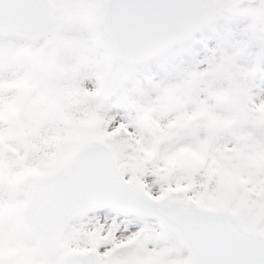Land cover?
<instances>
[{"label": "snow or ice", "instance_id": "snow-or-ice-1", "mask_svg": "<svg viewBox=\"0 0 264 264\" xmlns=\"http://www.w3.org/2000/svg\"><path fill=\"white\" fill-rule=\"evenodd\" d=\"M0 264H264V0H0Z\"/></svg>", "mask_w": 264, "mask_h": 264}]
</instances>
